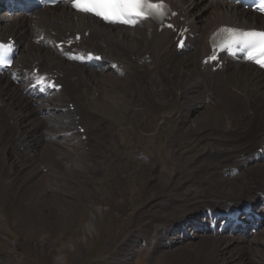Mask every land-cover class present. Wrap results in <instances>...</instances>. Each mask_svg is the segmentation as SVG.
I'll return each mask as SVG.
<instances>
[{
	"label": "bare ground",
	"instance_id": "bare-ground-1",
	"mask_svg": "<svg viewBox=\"0 0 264 264\" xmlns=\"http://www.w3.org/2000/svg\"><path fill=\"white\" fill-rule=\"evenodd\" d=\"M170 2L183 16L188 17L193 28L199 32V36L193 40L196 43V48L190 53H185L183 55L177 53L176 55L169 32L164 31L163 33H158L155 26L147 21L140 25H136L134 28L112 26L104 24L88 15L69 11L64 7L55 9V11L53 10L51 12L40 11L36 13L34 17L32 15L24 16L20 13L12 15L1 14L0 36L5 37V39L10 37L16 39L21 43L22 48L18 59L20 69L17 68L16 71V74L19 76V82L13 83L10 81V78L0 76V147L12 149L11 145L4 138L5 136L3 133L7 130L12 131L15 136H19L22 139L25 135L28 137V133L31 135L33 141L37 140V137H39L44 143H39L37 141L32 142L30 145L24 142L22 143L23 150L30 149V152H28V161L30 159L39 160L42 153L44 159L47 156L51 158V162H55L57 159L61 161L67 160L69 162H65L64 167L59 169H66L69 171L62 172L56 170L54 164H48L51 165L48 174L53 178H55L54 176L56 175L61 178L66 174H70L72 159L76 162L82 157L86 162H90L91 156L97 158L99 154L100 158H104L103 153L105 151L102 152V150L98 149L96 153H92L91 155L80 152L77 157V149H79L81 145L87 150L96 142L97 137H95V142H93V138L91 137L95 134L94 128L93 133L89 136L90 142L80 139V141H76L77 143L74 144L76 137H73V135L71 136L72 138H66V141H62L64 136L68 135V129L63 128L62 125L54 126L53 121L59 120L57 116L58 113L49 115L54 116V120H49V116L47 117L48 119L43 118L41 122H43L44 125L42 123L38 125L31 123L32 119L35 118L33 117L34 115L39 117L38 101L26 97L22 93L21 85L28 84L29 79L37 77L35 69L33 68L35 65L40 66L39 70L41 73L48 72L57 74L58 81L64 84L63 91L56 94L57 96H53L49 99L53 108L71 105L75 107V111L77 115H79V121L83 119V114H78L79 103L82 101V104L85 106L88 104V93L86 91H89L91 95L92 91H100L99 97H92L94 100L106 96L103 93L105 91H109L110 94L125 90L129 92L136 91L137 95H139L138 98H136L133 94L136 101L148 100L149 97L145 95L146 93H150L149 95H153L156 98L153 101L155 110L160 109L161 107L157 104H161L168 111V115L171 113L169 110H172V112L175 111V114H173L175 117L169 116L167 119H159V115L157 118V120H159L157 122L158 126H155V131L161 133L164 130L163 125L174 122L176 123L174 128L177 127L176 129L180 133L184 124L187 125V129H185L187 130L185 133H187V136L189 135L186 139L187 141L183 140V142L178 145L179 148L177 149L181 150L180 152H183V154H186L187 159L191 154L189 151H196V155H199V160H203L202 163L196 164L198 166L202 164L201 167L208 171V173H215V171L220 170L228 172L232 170H230L231 167H234V170H242L241 172H243V176H240V179H244V184H240L242 185V187L240 186L241 188L232 185L231 194L223 190H217L216 192L219 198L216 196L211 197L203 193H200L202 194L200 196L191 193V198L188 201L185 199L186 206L188 205L187 207L189 209L186 212L182 211L184 213L177 212V216H182L181 219L186 218L189 225L193 226L195 220L194 215L203 213L206 209L217 212V210L224 207H230L233 210H237L239 206L256 203L260 197L264 199V169L262 168L264 165V158L261 154H258L259 161L255 158V151L264 146V71L251 64L237 63L234 61H231L227 66H224L222 70L218 71H212L209 65L203 66L200 64L202 58L209 53L207 39L211 31L217 25L224 22L234 24L255 22L264 25V17H260L258 20L257 16L250 11L240 10L229 4L220 5L204 0H170ZM202 13L206 16H202ZM50 29L55 30L56 34L53 35ZM85 29L90 30V36L88 38H82L79 48H95L97 51L101 52L106 59V67L110 71L108 74L98 72L93 68H87V66L82 64L71 62L63 53L54 49L49 43L51 40L59 41L63 37L73 35L80 30L85 31ZM41 35H43L44 39L35 42V38ZM113 63H115L114 67L111 65ZM115 68L125 73H112L111 69L115 71ZM127 72H129V76L126 75ZM104 75L124 79L123 87L118 85L120 81L112 77H106V79H104ZM73 79H75V81H73ZM93 79L98 80L99 84L96 82L94 83ZM81 85H88L89 88L87 90H79ZM105 86L108 87L107 89H117L113 91L105 90ZM176 88H179L181 91L180 101L184 102L188 107L191 106L190 110L183 106V110L177 112L178 108L182 107V103L178 105H166V101L170 102V98L167 95L171 94ZM200 97L206 100V103L200 101ZM121 98L124 99V97ZM56 109L58 110V108ZM92 109L93 106L89 108L88 112L90 113L93 111ZM157 112L161 113V110ZM94 113L96 115V120H99L98 124L102 123L104 118H99V114L96 112ZM195 113L202 114L198 116V118L193 121L195 123L192 124L190 119ZM61 115L65 116L62 119L64 124L71 121L69 114ZM238 115L242 118L241 120ZM221 119L226 122L224 126H211L214 124L212 122L221 123L222 121H219ZM28 121L29 123H27ZM24 123L30 127L27 128ZM81 123L82 125H86V129L89 130V132L91 131V125L89 126L88 123L84 121ZM43 128L47 129V134L41 131ZM71 130L72 129L69 131ZM59 131L64 133L59 134ZM171 131L172 133L178 134L176 130L174 131L171 129ZM38 133L42 134V136H38ZM55 134L62 136L60 141H53L51 139ZM47 135L49 139H45L44 141V137ZM80 135L81 134H79V136ZM100 140L98 141V147L101 149L104 147ZM180 152L179 154H182ZM13 154H16V152ZM213 154H215V156ZM17 159L19 162H23V160L20 161L19 158ZM85 161H82V163H85ZM190 163L191 162L188 164ZM41 165L44 167L45 162H41ZM86 165L89 167L88 164ZM76 168L77 170H82L84 166L78 165ZM198 169L200 170V168ZM41 170L43 171L42 168ZM183 170L185 171V168ZM246 170H248V173H246ZM35 173L37 172L33 169H29L25 176V180L32 181L37 175H34ZM2 177L5 180L8 179V175H2ZM47 177L42 176L43 179ZM12 178V181L6 182L5 184L14 183L15 179L14 177ZM214 178H216V173ZM202 179L201 181H184L186 183L184 184L187 186L186 190L184 189L185 192L181 195L182 198H175L170 201L172 204L171 206L180 204L184 209L185 207L181 203H178V201H181L185 197L187 198L188 192L191 190H196L192 187L194 184L199 186L197 190L210 189L213 185L212 181H204L203 176ZM207 179L209 178L206 177L205 180ZM4 186L6 188L8 187L7 185ZM4 186L0 185V195L3 196L4 202L10 203L16 210L19 209L18 213H21L23 217L31 215V218L38 220H40V217H46L43 207L44 204H41L39 200L36 199L35 193H30L32 197L29 198L32 203L24 204L20 201L18 202L19 196L23 195V188L21 186L25 188L27 183L21 181V185L17 190L13 188L6 190ZM181 189L180 191H182ZM147 192L149 193V191ZM94 193H98V191L94 190ZM123 193L124 195L120 196H116V193H114L112 198L108 200L107 197L104 198L103 193H100V196H96L95 198V200L109 205L111 213H109L107 217L111 221L119 216L117 211L118 206L125 207L128 205V209L129 206H132L130 201L132 197L131 193L126 190L125 187ZM81 201L84 207H88V202L86 200L81 199ZM170 203L168 202V205ZM4 205L6 204L4 203ZM165 209L166 207H162V211H165ZM158 210L161 209L159 208ZM262 210L264 211V207H262ZM96 213L107 215L106 208L104 207L98 208ZM204 214L205 213L202 215ZM161 215L164 216L159 217L155 215V219L147 218L148 224L146 223V226L141 229L143 231L142 240H147L149 238L147 233L149 229H152V225L156 221L160 220L162 224L165 222L163 224L165 229H168L171 223L174 225L176 224V219L172 221L168 220L170 215L166 217L167 214L165 215V212L164 214L161 213ZM153 220L155 222H153ZM201 221L202 223L205 222L204 220ZM198 226H201V224L199 223ZM90 227H92L91 222L85 229V233L83 234L84 238H86V234L88 233L86 230H91ZM263 230L264 226L260 232L261 234ZM152 234L154 237L155 234H157V236H161L163 239H168V236L165 237L162 234V230L159 228H156ZM211 235L212 234L208 235L203 233L197 236H202L204 244L212 251H216L219 243L222 242L224 245L223 250L226 252L235 248L241 250L240 257L244 255L248 256L244 258H248L250 264H257L258 262L264 264V249L263 246L260 245L261 243L258 237L249 236L246 238L236 235L230 236L229 234ZM135 237L136 239L134 242H137L139 238H141V236L138 238V235L134 234L130 240L133 241ZM81 241L82 248H85V240ZM161 245L163 244L158 243V246ZM28 247H31L30 244L27 248ZM259 247H261L262 251ZM39 250L42 256L46 257L52 264H60V261L67 260V257L63 254L64 251L58 253L56 256L53 250H46L44 247ZM131 250L132 249H126V255L124 256L125 261L128 260L127 256L131 254ZM252 251H257L258 256L252 255ZM231 252L233 253V251ZM211 259L215 260V256Z\"/></svg>",
	"mask_w": 264,
	"mask_h": 264
},
{
	"label": "rangeland",
	"instance_id": "rangeland-1",
	"mask_svg": "<svg viewBox=\"0 0 264 264\" xmlns=\"http://www.w3.org/2000/svg\"><path fill=\"white\" fill-rule=\"evenodd\" d=\"M203 15L204 13H202ZM129 72L126 75L129 76ZM112 73L122 74L125 72L119 70L118 73L114 71ZM105 74H108V72ZM104 77L106 79V77L112 76L104 75ZM112 78L120 81L118 85L123 87L124 79ZM93 82L99 84L96 79H93ZM100 87L104 88L103 86ZM107 88L105 86V90ZM114 89L117 88L107 90L113 91ZM86 92L88 93V104L85 106L81 101L78 114H83V119L80 122L84 121L89 126L91 125V134L94 128L95 134L91 136L93 142H95V137L97 138L96 142L87 150L81 145L77 149V157L80 152L91 155L96 153L98 149L102 152L105 151L103 153L104 158H100L99 154L97 158L100 159L91 156L90 162H86L82 157L76 162L72 159L71 173L61 178L54 174L56 176L53 178L48 174L50 169H44L41 162H45V166L54 164L55 169L62 172L69 171L66 169L59 170L64 167L65 162L69 163L67 160L57 159V161L51 162V158L46 156L47 159H44L41 153L39 160L30 159L29 161L19 162L17 158L20 161L22 160L21 153L13 154L12 149L0 147V185H7V188L4 186L6 190L9 188L17 190L21 185V181L27 183L25 188L21 186L23 195L19 196L18 202L32 203L29 198L32 197L30 193H35L36 199L44 204L46 214V217H40V220L31 218V215L23 217L21 213H18L19 209L16 210L10 203L4 202L3 196L0 195V264H52L40 253L39 249L42 247L46 250H53L56 256L64 251L63 254L67 257V260L60 261V264H250L248 258H244L248 256L240 257L241 250L235 248L230 249V252L223 250L224 245L222 242L219 243V250H210L204 244L202 236L194 237L178 245L157 247L152 233L156 228L162 229L164 227L165 222L162 224L160 220L156 222L153 220L155 223L147 233L149 236L148 243L140 241L143 237L141 229L146 226V223L148 224L147 218L153 219L155 215L163 217L164 215H161V213L164 214L165 212L166 217L170 215L168 220L172 221L179 216H177L179 212L188 211L189 208L188 205L186 206L185 199L188 201L193 193L212 194L213 192L217 193V190H223L231 194L232 185L241 188L242 185L240 184H244V179H240V174L226 175L228 177L225 178L223 173L217 171H215L216 178H214L215 173H208L201 167L202 164L200 166L196 164L203 162V160H199L196 151L191 152L188 150L191 154L187 159L186 154L180 152L181 150H177L178 145L189 136L185 133L187 132L185 130L187 129L186 124H184V127L182 126L180 133L177 131V127L174 128L176 123L169 121V123L163 125V132L155 131V126H158V116L160 115L159 119H167L169 116L175 117L173 115L175 111L169 110L171 113L168 115L165 107L157 104L161 107L158 109L161 110V113H158V110H155L153 106V101L156 98L149 95L150 93L145 95L149 97L148 100L136 101L139 96L136 91L129 92L125 90L111 94L109 91H105L103 93L106 96L98 100H94L89 91ZM97 93L99 94V92ZM133 94L136 98L133 97ZM180 94V89L176 88L171 94L167 95L170 102L164 100L166 105L182 103V107L178 108L177 112L183 110V106L186 109L189 108L188 105L180 101ZM121 97H124V99ZM91 106H93V111L89 113L88 110ZM56 108L58 107L53 109ZM94 112L99 114V118H104L102 123L98 124L99 120H96ZM61 114H57L59 120L53 121L54 126L62 125L65 129H72L65 127L70 123L64 124L62 119L65 116ZM201 114L195 113L192 115L190 122L195 123L193 121ZM238 116L241 120L240 115ZM33 117L35 118L32 119V124H43L41 121L44 117H36V115ZM46 119L48 118L46 117ZM54 119V116H49V120ZM219 121L222 122H212L214 124L211 126L217 127L219 125L221 127L226 124L223 119ZM26 127L29 128L30 126L26 125ZM171 129L176 130L178 134L172 133ZM40 133H38V136H42ZM37 139L40 138L37 137ZM99 140L103 143L104 148L100 149L98 147ZM179 152L182 154H179ZM82 161H85V163H82ZM187 162L191 163L188 164ZM78 165L84 166V168L77 170L76 166ZM48 166L51 168V165ZM182 168H185V171ZM262 168L264 169V165ZM29 169L37 172L34 174L37 175L32 181L25 180ZM246 173H248V170H246ZM2 175H8V179H3ZM42 176L48 177L43 179ZM202 176L204 181H212L213 185L210 189L197 190L199 186L194 184L192 187L196 190H191L188 192L187 198L178 201L185 207L184 209L180 204L171 206L170 201L175 198H182L181 195H183L187 186L184 181H201L203 180ZM12 177H14L15 182L5 184L12 181ZM206 177L209 179L205 180ZM124 187L131 193L132 206H129V209L128 205L125 207L118 206L119 216L111 221L107 217L111 213L109 205L104 202L101 203L95 198L96 196L99 197L100 193H103L104 198L107 197V200L112 198L114 193H116V196L124 195ZM94 190H97L98 193H94ZM81 199L88 202V207L82 205ZM100 207L106 208L107 215L96 213ZM162 207H166L165 211L163 210L164 212ZM159 208L161 210H158ZM90 222L92 223L91 230H86L88 233L84 238L83 234ZM134 234L138 235V238L141 236L137 242H134L136 237L133 238V241L130 240ZM81 240H85V248H82ZM258 240L264 249V230L258 236ZM29 244L31 247L27 248ZM126 249H132L131 254L127 256V261L124 259ZM259 249L262 251L261 247ZM251 254L258 256L257 251H252ZM213 256H215V260L211 259Z\"/></svg>",
	"mask_w": 264,
	"mask_h": 264
},
{
	"label": "snow or ice",
	"instance_id": "snow-or-ice-1",
	"mask_svg": "<svg viewBox=\"0 0 264 264\" xmlns=\"http://www.w3.org/2000/svg\"><path fill=\"white\" fill-rule=\"evenodd\" d=\"M71 6L78 12L90 14L109 23L136 26L143 20H154L161 24L171 14L164 0H71ZM259 11L264 12V3ZM172 27V25H168ZM78 38V37H77ZM180 46H183L182 42ZM213 46L235 55L243 52L244 58L264 67V31L221 28L213 36ZM10 45L0 44V51L7 52ZM72 59L79 57L72 56ZM215 55L210 60H215Z\"/></svg>",
	"mask_w": 264,
	"mask_h": 264
}]
</instances>
